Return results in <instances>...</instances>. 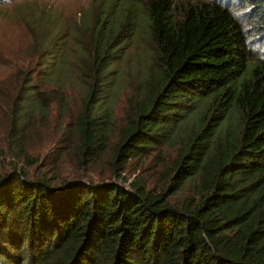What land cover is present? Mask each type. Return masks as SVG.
<instances>
[{
  "label": "trees",
  "instance_id": "16d2710c",
  "mask_svg": "<svg viewBox=\"0 0 264 264\" xmlns=\"http://www.w3.org/2000/svg\"><path fill=\"white\" fill-rule=\"evenodd\" d=\"M238 1L98 0L71 30L38 24L42 70L1 88L5 141L19 162L54 112L70 171L0 175V264H264V0H241L251 30ZM153 154L156 189L125 180Z\"/></svg>",
  "mask_w": 264,
  "mask_h": 264
},
{
  "label": "rangeland",
  "instance_id": "374dc122",
  "mask_svg": "<svg viewBox=\"0 0 264 264\" xmlns=\"http://www.w3.org/2000/svg\"><path fill=\"white\" fill-rule=\"evenodd\" d=\"M97 1L0 0V92L2 91L1 88L7 86L8 80L17 71H20L22 75L25 71H33L37 76V73L42 70L43 66L39 57L40 45L35 39L39 28L42 27L40 23H51L57 27L61 25V27H67L71 30L72 25H78L83 15L88 14L92 9V3ZM249 7L250 5L245 7L240 0L232 5V10L245 24L246 29L251 30L250 20L247 17ZM251 38V50L254 54L261 53L264 58V44L252 36ZM64 40L67 46L72 44L69 33ZM79 93V90H73L72 93L75 108ZM4 107L5 104L0 107V175L11 171L16 163L18 167L29 172V174L38 173V170H52L56 164L58 169L62 168V173L70 171V167L66 163L60 167L62 157L57 151L61 145L59 144L61 135V128L59 127L63 120L62 116H54L53 112L48 121L44 124H38L33 132H27L28 139L24 145V155L20 156L19 162H17L16 156L8 150L5 141L4 132L9 124L7 118L9 111ZM3 109L7 111L5 116L2 113ZM115 118L117 125L123 123L122 109H116ZM36 121L39 123L37 118ZM107 154L102 158L101 163L105 169L108 168L106 164ZM33 162L35 163L33 164ZM162 165L163 162L159 161L153 154L148 158L131 161L123 176L125 180H132L139 176L156 189L160 182ZM91 176L94 181L99 180L95 174ZM178 195L183 196L182 193Z\"/></svg>",
  "mask_w": 264,
  "mask_h": 264
}]
</instances>
